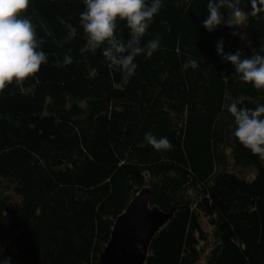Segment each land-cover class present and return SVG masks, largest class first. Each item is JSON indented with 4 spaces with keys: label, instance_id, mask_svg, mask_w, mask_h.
<instances>
[{
    "label": "trees",
    "instance_id": "1",
    "mask_svg": "<svg viewBox=\"0 0 264 264\" xmlns=\"http://www.w3.org/2000/svg\"><path fill=\"white\" fill-rule=\"evenodd\" d=\"M207 3L162 0L141 41L161 46L138 55L124 83L87 49L84 0H29L22 15L48 63L0 93V261L102 264L118 216L149 187L171 216L144 264H264V159L238 141L227 110L236 99L255 109L264 90L216 51L223 38L226 53L264 55V12L239 0L245 24L209 32ZM66 53L73 63L54 67ZM189 59L195 69L183 68ZM146 133L173 147L156 150Z\"/></svg>",
    "mask_w": 264,
    "mask_h": 264
},
{
    "label": "clouds",
    "instance_id": "2",
    "mask_svg": "<svg viewBox=\"0 0 264 264\" xmlns=\"http://www.w3.org/2000/svg\"><path fill=\"white\" fill-rule=\"evenodd\" d=\"M86 10L80 14V24L87 34V49L95 55L100 49L105 60L122 69L123 82L135 74L136 57L146 54L151 57L160 48V38L149 40L143 46L141 41L162 7V0H84ZM252 12H264V0H250ZM29 7V0H0V93L14 82L19 85L37 74L43 64L48 63L47 54L40 50L44 40L37 37L30 20L22 15ZM227 8L225 15L221 8ZM207 16L202 26L209 32L224 25L241 28L249 13L239 6V0H208ZM119 22H125L129 38L117 36ZM122 31V30H121ZM233 36H243L233 31ZM217 54L225 62L231 63L245 83L258 90H264V55L244 56L241 51L234 54L224 51V40L216 45ZM264 52V48L261 49ZM73 63V57L66 53L63 61L57 60L54 67L63 68ZM195 69L197 63L189 59L184 69ZM236 99L228 106L236 125L234 135L252 154L264 159V104L255 109L242 105ZM146 141L156 150H170L173 146L167 137L157 139L153 134H145ZM0 264H11L4 258Z\"/></svg>",
    "mask_w": 264,
    "mask_h": 264
},
{
    "label": "water",
    "instance_id": "3",
    "mask_svg": "<svg viewBox=\"0 0 264 264\" xmlns=\"http://www.w3.org/2000/svg\"><path fill=\"white\" fill-rule=\"evenodd\" d=\"M151 189L143 188L114 225L112 237L101 254L102 264H144L151 240L171 216L151 205Z\"/></svg>",
    "mask_w": 264,
    "mask_h": 264
}]
</instances>
